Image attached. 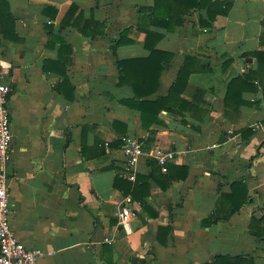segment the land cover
<instances>
[{"label":"crops","instance_id":"obj_1","mask_svg":"<svg viewBox=\"0 0 264 264\" xmlns=\"http://www.w3.org/2000/svg\"><path fill=\"white\" fill-rule=\"evenodd\" d=\"M4 1L14 20L11 38L0 34L13 143L0 172L12 230L46 254L38 264H264V59L250 56L264 51V0H235L211 26L195 9L183 27H150L173 58L148 100L170 93L187 57L206 72L190 76L170 110L147 113L148 129L124 103L135 94L118 85L111 45L155 0ZM93 23L104 32H80L87 24L97 32ZM129 38L120 60L150 56L144 33ZM127 138L144 150L134 182ZM170 151L165 180L157 156ZM138 177L147 182L128 196L134 217L123 226L121 187Z\"/></svg>","mask_w":264,"mask_h":264},{"label":"trees","instance_id":"obj_2","mask_svg":"<svg viewBox=\"0 0 264 264\" xmlns=\"http://www.w3.org/2000/svg\"><path fill=\"white\" fill-rule=\"evenodd\" d=\"M234 2L235 0H155L153 8L140 10V17L136 27L125 28L116 39L112 40L111 53L116 60L118 85H129L135 94L132 103L129 101H124V103L133 105L134 108L141 112L142 122L145 128H149V124L147 125L144 119L147 113L154 111L157 116L161 110H170V101L175 96V93L180 95L182 87L188 83L190 76L192 74L206 72L205 67L200 65L194 57H187L178 73L176 84L172 87L170 93L165 98L158 99L156 102L148 100L157 90L164 72L163 70H165L166 65L173 58L172 54L157 49V44L162 40L163 36L151 31L150 27L173 31L177 27H183L186 23L185 18L195 9L207 11L208 20L202 21L201 25L211 26L218 16H227L230 13ZM9 11V4L4 0H0V34L5 39L11 38L10 26L14 25L13 17ZM68 11V17H72L76 12V8L72 7ZM93 24L98 27L97 32L87 31L89 28L88 24L86 27L80 29V32L91 38H95L97 34L104 32L102 29L105 27L104 24ZM134 29L146 35L145 48L150 51V56L148 58L120 60L117 56V50L121 46L134 43L129 38L130 33ZM58 41L65 46L63 41L59 39ZM250 56L258 57L260 61V59H264V51L255 52ZM253 76L256 77V73ZM248 79L247 75L244 80L242 78H235L230 82L229 87L233 83H237L238 80L243 82L246 80L248 82ZM158 168L161 171L160 167ZM180 169L186 171L185 168ZM169 172H171V166H168V172L165 175L166 177H164L165 180H171V177L168 175ZM119 181L120 179H116L115 181L116 188H120ZM140 182L146 184L147 178L138 177L134 185L130 182H123L124 186L121 187V190L124 192V196H134L137 188H139Z\"/></svg>","mask_w":264,"mask_h":264},{"label":"built area","instance_id":"obj_3","mask_svg":"<svg viewBox=\"0 0 264 264\" xmlns=\"http://www.w3.org/2000/svg\"><path fill=\"white\" fill-rule=\"evenodd\" d=\"M0 37V161L7 163L10 159L13 143V132L10 119V97L12 88L7 82L9 67L3 61L2 43ZM123 153L125 157L127 179L136 180V167L144 156L142 144L138 139L124 140ZM175 159V153L170 151L159 153L158 166L163 173L168 172V163ZM6 172H0V264H38L46 254L39 249L27 248L17 237L11 224L12 205L8 190ZM132 198L127 197L121 204L120 223L127 225L134 213L130 207Z\"/></svg>","mask_w":264,"mask_h":264},{"label":"water","instance_id":"obj_4","mask_svg":"<svg viewBox=\"0 0 264 264\" xmlns=\"http://www.w3.org/2000/svg\"><path fill=\"white\" fill-rule=\"evenodd\" d=\"M143 264V261L142 260H140V259H135V263L134 264Z\"/></svg>","mask_w":264,"mask_h":264}]
</instances>
